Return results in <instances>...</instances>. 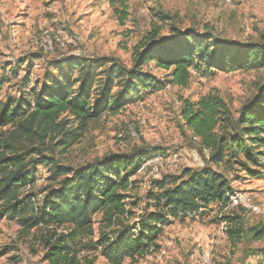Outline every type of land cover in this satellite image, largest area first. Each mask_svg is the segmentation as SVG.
Returning a JSON list of instances; mask_svg holds the SVG:
<instances>
[{"label":"rangeland","instance_id":"374dc122","mask_svg":"<svg viewBox=\"0 0 264 264\" xmlns=\"http://www.w3.org/2000/svg\"><path fill=\"white\" fill-rule=\"evenodd\" d=\"M111 2L0 0V79L7 80L0 92V104L17 100L37 85H48L58 76L59 69L71 63L79 62L87 69L104 61L101 67L93 68L97 86L104 85L111 65L132 69L135 47L154 28L161 36H169L174 28L179 32L193 29L200 34L212 33L219 41L239 44H258L264 39V0H129L126 19H122V7H113ZM160 12L168 16L167 22L158 19ZM45 32L54 39L52 51L42 46ZM143 71L160 82L169 80V72L153 63L144 66ZM191 74L186 87L167 85L156 93L142 92L119 114L103 115L89 122L71 147L61 145V135L45 140L37 135L13 139L14 127L2 129L0 154L22 156L24 171L35 175V182L22 190L20 200L25 204L35 200L40 207L47 190L54 185L50 180L51 167L42 156L77 170L106 156L157 154L163 164L159 173L147 167L132 177L135 187L128 192L127 200L132 203L127 207L132 215L117 221L115 229L121 230L138 222L154 181L181 176L185 170L210 167L223 172L234 193L246 196L259 212L213 204L201 215L171 218L154 247L143 257L127 258L123 264H203L204 259H210L211 264H264V234L259 241L246 235L247 229L264 225V168H253L260 172L256 178L236 167L213 164L212 153L201 146L182 115L187 104L218 97L233 120L239 118L240 111L264 83V69L208 76ZM26 79L29 84L25 87ZM115 86L114 94L120 91L119 85ZM60 120H67L68 128L78 127V121L70 114ZM234 215L242 216L245 222L239 244L231 243L225 231V227H230L224 222ZM71 229L67 226L56 233L61 235ZM104 229L101 215L96 216L93 235L80 239L78 257L82 264L88 260L108 264L97 245ZM48 232L43 227L25 230L16 220L0 218V264H49L44 258Z\"/></svg>","mask_w":264,"mask_h":264},{"label":"trees","instance_id":"16d2710c","mask_svg":"<svg viewBox=\"0 0 264 264\" xmlns=\"http://www.w3.org/2000/svg\"><path fill=\"white\" fill-rule=\"evenodd\" d=\"M128 1L111 2L113 7L116 4L122 7V19L127 17ZM158 17L161 22L169 19L162 12ZM175 29L169 36H161L154 28L135 47L132 69L111 65L104 85L97 86V75L93 72L104 61L87 69L79 62L59 69L58 76L48 85L41 88L37 85L20 94L17 100L0 104V131L14 127L13 139L37 135L45 140L61 135L60 143L67 148L78 142L89 122L103 115L119 114L142 92L156 93L167 85L186 87L192 72L208 76L216 72L264 69V39L258 44H239L219 41L212 33ZM150 63L169 72L167 83L143 71ZM28 80L23 83L25 87ZM6 83L7 80L0 79V92ZM115 83L120 87L116 94ZM65 114L78 121L76 129L68 128L67 120H60ZM182 115L186 127L212 153L213 164L236 167L249 176L259 177L260 172L253 168H264V83L235 120L218 97L189 103ZM153 157L159 155H112L74 170L42 156L43 162L51 167L50 180L54 185L37 207L35 200L28 204L20 200L22 190L35 182V175L24 171L23 157L0 154V218L16 220L25 230L49 229L44 239V258L49 264H82L78 257L80 239L93 235L95 217L101 215L105 231L97 244L100 254L108 264H123L127 258L143 257L154 247L171 218L201 215L213 204L229 207V196L234 191L223 172L210 167L185 170L181 176L154 181L146 196L147 207L138 222L116 230L117 221L132 215L127 208L132 205L127 202L128 192L135 187L132 177ZM224 223L230 227L227 229L230 242L241 243L245 233L243 217L234 215ZM67 226L72 229L61 235L56 233ZM247 234L251 239L262 240L264 225L247 229ZM85 263L93 264V261Z\"/></svg>","mask_w":264,"mask_h":264},{"label":"built area","instance_id":"2783aa9c","mask_svg":"<svg viewBox=\"0 0 264 264\" xmlns=\"http://www.w3.org/2000/svg\"><path fill=\"white\" fill-rule=\"evenodd\" d=\"M42 46L44 49L50 50V51H52L54 48V39H52V36L48 32H45L43 35V45ZM147 167H152L154 172L159 173V171L163 167L162 159L160 157L150 158L140 167L139 171L141 172L145 171ZM229 199H230L229 207H232V208L243 207L254 213L259 212V208L257 206L252 205L250 203V200L242 194H238L235 192L229 196ZM225 231H227V227H225ZM203 264H211L210 259H204Z\"/></svg>","mask_w":264,"mask_h":264}]
</instances>
